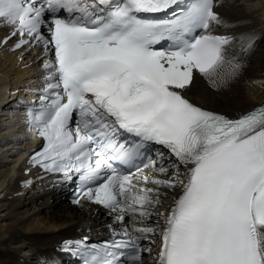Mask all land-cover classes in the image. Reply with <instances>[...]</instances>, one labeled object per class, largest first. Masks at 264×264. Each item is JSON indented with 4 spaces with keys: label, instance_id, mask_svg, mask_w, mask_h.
<instances>
[{
    "label": "snow or ice",
    "instance_id": "snow-or-ice-1",
    "mask_svg": "<svg viewBox=\"0 0 264 264\" xmlns=\"http://www.w3.org/2000/svg\"><path fill=\"white\" fill-rule=\"evenodd\" d=\"M215 6L0 0L2 26L13 29L0 43L18 35L13 51L42 49L44 87L28 121L43 143L29 162L66 181L76 177L74 202L108 209L122 228L99 246L65 241L60 251L82 264H144V253L153 264H264V104L229 118L185 95L197 74L213 86L234 78L241 65L226 60V51L234 42L254 45L252 34H214L226 26ZM168 12L162 20L152 15ZM164 150L175 157L173 175L145 174H167ZM136 158L147 163L135 172L122 167ZM178 188L171 206L159 211L162 190ZM153 211L163 219L158 232L146 224ZM126 216H139L142 226L129 229ZM157 236L156 249L142 245Z\"/></svg>",
    "mask_w": 264,
    "mask_h": 264
},
{
    "label": "bare ground",
    "instance_id": "bare-ground-1",
    "mask_svg": "<svg viewBox=\"0 0 264 264\" xmlns=\"http://www.w3.org/2000/svg\"><path fill=\"white\" fill-rule=\"evenodd\" d=\"M215 3L214 11L226 22V26L215 29L214 34L232 37L252 34L254 45L249 50L234 42L226 51V60L241 65L234 78H227L213 86L197 74L185 95L202 108L234 118L264 101V0H215ZM3 33L0 32V35ZM9 49L5 46L0 49V115L7 116V121L0 119V192L3 194L0 199V212H3L0 215V264H52L53 261L55 264H73L74 257L55 248L58 242L74 237L92 240L108 237L112 229L121 232L122 228L117 226L115 214L108 209L93 205L71 206L67 202L68 191L64 185L51 187L52 182H44L43 177L32 173V170L27 175L23 173L22 169L26 167L24 156L33 145V140L25 136L28 129L20 121L13 123L11 128L12 110H21L15 103H4V100H9L4 90L7 87L9 90L22 87L14 94L21 96L31 83L37 86L43 69L42 59L38 52L30 53L27 47L17 52H9ZM164 151L163 164L167 174L158 169H148L145 174L158 179H169L173 175L175 169L169 161L175 160V157ZM153 153L155 158L156 152ZM185 171L181 165L182 177ZM28 183L34 187L29 188ZM162 191L166 198L159 211L171 206L179 188L176 192ZM28 205L36 211L33 216L24 217L27 213L24 208ZM140 220L139 216L125 218L129 229L134 225L142 226ZM158 220L162 226L163 219L153 211L146 224L156 227L158 232ZM158 242L159 236L155 243L141 241L142 245H150L154 249ZM143 255L144 264H153L147 253Z\"/></svg>",
    "mask_w": 264,
    "mask_h": 264
},
{
    "label": "rangeland",
    "instance_id": "rangeland-1",
    "mask_svg": "<svg viewBox=\"0 0 264 264\" xmlns=\"http://www.w3.org/2000/svg\"><path fill=\"white\" fill-rule=\"evenodd\" d=\"M32 52V50H30V53ZM3 118V121L6 120L7 121V116H4V115H0V119ZM27 195V194H26ZM3 197V194L2 192H0V199H2ZM24 209H27V213L24 214V217H27V216H33L34 212L36 211V209H34L33 207L31 208L30 205L26 206ZM21 211H24L23 209ZM3 212H0V215L2 214Z\"/></svg>",
    "mask_w": 264,
    "mask_h": 264
}]
</instances>
